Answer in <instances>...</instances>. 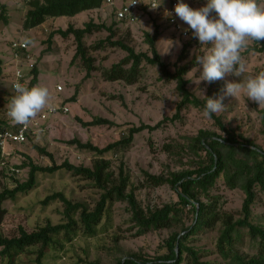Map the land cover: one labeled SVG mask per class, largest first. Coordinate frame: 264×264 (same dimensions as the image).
I'll return each instance as SVG.
<instances>
[{
    "label": "rangeland",
    "instance_id": "374dc122",
    "mask_svg": "<svg viewBox=\"0 0 264 264\" xmlns=\"http://www.w3.org/2000/svg\"><path fill=\"white\" fill-rule=\"evenodd\" d=\"M7 5L8 22L0 21V59L2 60V76L0 79V121L4 126L12 124L8 117V103L15 95L13 86V57L10 49L13 40H31L24 63L26 78L30 81L33 73L32 65L39 71L37 84L49 89L51 105H67L68 112H49L46 107L42 113H47L43 121L44 131L29 135L23 144L9 146L7 166L0 165V191L11 188L17 181H25L29 176L30 166L28 157L37 165L45 166L55 161L57 164L66 159L75 165L93 167L95 160L101 158L96 152L79 148L76 144L68 143L73 138L83 142L104 147L128 135V129L133 125L148 123L155 125L165 117H172L177 112L181 101V93L177 81L162 76L158 65L143 62L140 79L128 84L124 80H106L101 74V68L110 67L120 61L127 52L120 47L102 46L99 41L108 35L105 29L95 30L84 37L88 54L93 58V69L89 76L87 68L80 57L73 59L76 53V42L73 35L62 37L54 34L58 28H66L69 24L83 27L86 22L113 24L116 32L115 39H124L137 52H150L146 34H153L158 27L160 37L157 47L162 59L168 64L169 70L175 72L179 67L189 64L190 68L185 77L190 80L188 88L200 98L207 96L211 84L195 82L199 78V66L196 65V55L208 54L210 45L202 47L198 38L192 32L174 30L161 16V12H149L141 21L126 23L114 16L112 7L103 4L102 7L83 11L75 16L49 18L44 25L24 29L23 20L28 9V0H0ZM193 9L206 5L207 0H184ZM264 2V0H261ZM183 27L189 26L183 22ZM179 42V43H177ZM253 41L249 42V45ZM99 45V46H97ZM202 47V48H201ZM186 51L183 53V49ZM183 54V55H182ZM242 56L247 65V75H256L264 71V53L257 51L243 52ZM242 77L241 79H243ZM240 78L226 76L223 80L238 82ZM36 84V85H37ZM61 85L62 90L58 89ZM75 93L76 98H71ZM221 92H213L211 98H218ZM225 110L220 115L223 123L253 140L264 148V120L258 103L247 99L242 90L237 98L226 97L223 101ZM201 108L189 105L180 112V118L167 120L159 128L143 130L135 134L129 146L119 147L103 155L110 162L109 170L117 178L120 168L129 173L130 185L136 197L145 210L162 207L166 203L178 200L174 188L165 183L159 186H148L145 183L144 171L156 175H169L172 171H183L194 166V154L187 147L189 137L195 136L200 130L222 133L213 118L203 115ZM105 117L113 120L115 125H96L84 127L80 119L91 120L94 117ZM45 147L53 153V159L40 153L35 146ZM10 166L19 168L15 175L8 173ZM92 179L73 175L60 169L54 173L38 172L36 186L27 193H19L15 199L6 200L3 205L7 213L0 224V234L13 236L18 234L19 226L32 231L47 222L59 223L64 220V205L55 200L45 205L42 200L54 191H62L73 201L83 202L93 208L98 201L102 189ZM218 196L223 213L238 219L242 213L245 198L244 191L230 188L223 178L211 191ZM203 201L207 198L202 197ZM253 221L264 225V193L259 191L256 204L253 206ZM131 211L127 202L119 201L114 205L113 226L96 237L78 236L65 245L63 251H50L45 258L46 264H88L90 261L98 264H116L119 259L130 252H140L154 257L167 249L164 241L179 227L161 228L136 236V228L130 220ZM192 222V214L186 217V224ZM222 222L216 227L209 228L189 239L193 245L202 251L201 260L215 264H231L217 251V241L222 228ZM117 238L115 239V237ZM237 247L240 252L252 255L255 249L250 244L247 234ZM36 254H23L18 264H36Z\"/></svg>",
    "mask_w": 264,
    "mask_h": 264
},
{
    "label": "trees",
    "instance_id": "16d2710c",
    "mask_svg": "<svg viewBox=\"0 0 264 264\" xmlns=\"http://www.w3.org/2000/svg\"><path fill=\"white\" fill-rule=\"evenodd\" d=\"M104 0H28V9L23 20L24 29H31L41 25L51 17L75 16L83 11L102 7ZM8 22L7 5L0 2V21ZM105 29L109 33L106 38L99 41V45L120 47L127 54L110 67L101 68V74L106 80H124L128 84L137 82L142 74L143 62L158 65L162 76L177 81V88L181 93V101L177 105V112L172 117H165L155 125L141 123L128 129V135L116 141L99 147L90 141L83 142L78 138L68 141L79 148L89 149L101 155L95 160L93 167L75 165L69 160L60 164L52 161L50 165H37L31 157H28L30 166L29 176L25 181L15 180L11 188L0 191V224L3 222L7 209L3 203L8 199H15L19 193H27L36 186L37 173H54L65 169L73 175L94 180L102 189L101 195L93 208H89L83 202L73 201L62 191H54L42 200L47 205L59 200L64 205V220L59 223L47 222L32 231L19 226L18 234L5 236L0 234V264H18L23 254H36V264H46L45 258L50 251H63L66 244L72 242L78 236L96 237L100 233L107 232L113 226L114 205L119 202H127L131 211L130 220L136 228L135 235L140 236L149 231L161 228L179 227L164 241L166 251L154 257L146 256L140 252H130L126 257L118 260L116 264H215L211 261L201 260L202 251L189 245V239L195 234L214 228L218 222H222V228L217 241V251L231 264H264V225L253 221V206L259 191L264 193V148L253 140L244 137L236 129L226 126L220 115L213 114L217 127L222 133L209 130H200L197 135L189 137L186 143L194 154L191 169L172 171L169 175H156L144 171L145 183L148 186H159L169 183L178 194V200L166 203L154 210H145L138 201L134 189H128L130 185L129 173L120 168L119 176L109 170L110 162L103 155L119 147L131 144L135 134L149 130L153 131L164 124L165 121H174L180 118L183 108L193 105L204 109L207 98H211L213 92H221L226 81L211 83L208 94L200 98L188 88L190 80L185 74L190 68L189 64L179 67L175 72L169 70L168 64L162 59L157 47L160 37L158 27L153 34L147 33L146 40L150 46V52H137L124 39H115L116 32L113 24L105 22L96 23L90 20L83 27L69 24L66 28H58L54 34L62 37L74 36L76 53L73 59L80 57L87 68V75L96 67L93 58L88 54L84 43V37L95 30ZM97 45V46H99ZM257 51L264 53V40L253 41L244 52ZM186 48L183 49V53ZM183 55V54H182ZM2 60L0 59V79L2 76ZM30 72L33 77L27 87L35 86L39 82V71L34 64ZM75 93L71 98H76ZM264 120V110H262ZM84 127L96 125H115L116 123L105 117H94L91 120L80 119ZM9 126V125H8ZM7 126L0 121V128ZM36 149L53 159V153L45 147L35 146ZM1 158V151H0ZM223 178L230 188H241L245 193L241 213L238 219L232 215L223 213L218 196L211 195L212 189ZM207 198L203 201L201 198ZM198 207V210H197ZM192 214V222L186 224V217ZM247 234L251 246L255 249L252 255L240 252L237 245L243 241ZM117 236L115 237V239ZM179 254L177 257L176 247ZM88 264H98L90 261Z\"/></svg>",
    "mask_w": 264,
    "mask_h": 264
},
{
    "label": "clouds",
    "instance_id": "9594fccd",
    "mask_svg": "<svg viewBox=\"0 0 264 264\" xmlns=\"http://www.w3.org/2000/svg\"><path fill=\"white\" fill-rule=\"evenodd\" d=\"M161 3H153L151 9H157ZM175 14L189 27L184 32H192L203 46L210 45L208 54L196 55L199 66V78L195 82L211 84L223 80L226 76L240 78L238 82L226 81L218 98H207L203 110L205 117L211 118L225 110L226 97L237 98L243 90L250 99L264 107V71L256 75H247V65L242 53L250 41L264 40V2L261 0H207L206 5L193 9L184 0H178ZM170 15V13H165ZM24 43L31 44V40ZM179 43V42H177ZM201 47V48H202ZM244 77L243 79H241ZM15 95L8 103V117L14 124L28 127L46 107H50V92L39 84L26 87L17 82Z\"/></svg>",
    "mask_w": 264,
    "mask_h": 264
},
{
    "label": "built area",
    "instance_id": "2783aa9c",
    "mask_svg": "<svg viewBox=\"0 0 264 264\" xmlns=\"http://www.w3.org/2000/svg\"><path fill=\"white\" fill-rule=\"evenodd\" d=\"M161 3V6L157 9H151L153 3ZM178 0H104V4L113 8L114 16L117 20L126 23H136L141 21L149 12L159 11L161 16L174 30L183 31V21L175 14V5ZM170 15H165V13ZM25 40L18 39L11 41L10 49L12 50L13 57V86L19 82L26 87L29 80L26 78L24 69V63L29 57L27 51L29 50L28 44L24 43ZM33 66V65H32ZM62 86L59 85L58 89L62 90ZM68 112L70 108L67 105H51L48 108L49 112ZM47 118V113H42L33 119L27 128L22 125L14 124L0 128V165L7 166L9 155V146L12 144H23L28 141L29 135L44 131L43 121ZM8 173L15 175V172H19L20 169L15 166L8 167Z\"/></svg>",
    "mask_w": 264,
    "mask_h": 264
},
{
    "label": "crops",
    "instance_id": "0c3cea01",
    "mask_svg": "<svg viewBox=\"0 0 264 264\" xmlns=\"http://www.w3.org/2000/svg\"><path fill=\"white\" fill-rule=\"evenodd\" d=\"M61 17H65V16H61ZM52 19H55V18H60V17H51ZM48 20V19H47ZM47 20L44 22V23H42L41 25H44L46 22H47ZM41 25H39V26H41Z\"/></svg>",
    "mask_w": 264,
    "mask_h": 264
},
{
    "label": "water",
    "instance_id": "95a60500",
    "mask_svg": "<svg viewBox=\"0 0 264 264\" xmlns=\"http://www.w3.org/2000/svg\"><path fill=\"white\" fill-rule=\"evenodd\" d=\"M197 210H198V207H197ZM178 246L176 247V254H177V257H178V254H179V251H178Z\"/></svg>",
    "mask_w": 264,
    "mask_h": 264
}]
</instances>
